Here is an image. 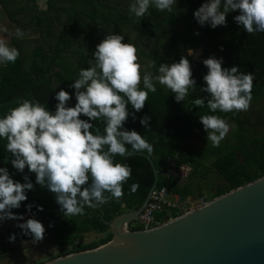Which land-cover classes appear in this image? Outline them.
<instances>
[{
    "label": "trees",
    "instance_id": "obj_1",
    "mask_svg": "<svg viewBox=\"0 0 264 264\" xmlns=\"http://www.w3.org/2000/svg\"><path fill=\"white\" fill-rule=\"evenodd\" d=\"M203 2L179 0L177 4L183 6V11L177 10V5L173 13L150 7L144 17L136 18L128 11L130 0H47V11L38 8L37 0H0V12L13 26L12 45L20 53L15 63L0 66V116L9 108L16 107L21 98L35 99L54 111L57 103L53 99L55 92L63 88L72 95L74 90L69 85L78 78L81 68L89 66L88 60L93 59L96 45L107 33L121 34L124 38L131 35L133 39L123 40L122 43L137 47L138 59L144 70L155 75L159 64L179 62L184 56L189 60L196 80V88L190 90L185 100L179 103L170 90L157 83V91L149 93L144 108L136 113V121L129 118L124 125L153 145L151 155H142L147 156L155 167L157 189L167 186L171 196H178L180 200L202 198L203 193L209 190L203 199L208 202L261 178L264 176V109L261 103L264 99V32L247 34L236 23L235 27L231 25L225 32L218 26L215 29L208 25L200 27L193 12ZM183 19L188 22L180 36L174 28ZM17 28L23 31L22 38L16 37ZM215 33L224 37L218 40ZM29 35L31 39H28ZM210 43L218 44V47H212ZM164 44L168 46L165 55L161 52ZM200 47L204 49L205 59L222 57V68L236 65L241 73L253 74L252 101L246 112L210 113L206 104L199 108L191 103L207 95L200 90L205 86L202 78L207 73L202 64L204 59L193 63L186 54L189 49ZM74 104L73 96L69 106ZM205 114H215L235 124L230 137L220 142L218 147H212L202 139L206 132L199 116ZM145 115L151 117L147 130L139 123ZM93 126H98L101 131L103 129L99 121L93 122ZM196 136L199 149L193 143ZM203 143L205 146H202ZM5 144L6 141L0 140V167L8 169L14 182L24 183L23 176L27 175L34 185L33 190L26 193L27 199L21 202L20 208L12 210L13 214L23 217L30 214L44 226L43 240L46 243L71 248L70 252L52 259L91 250L109 242L112 239L109 228L112 219L121 213L136 210L153 184L154 174L145 157L140 154L117 156V162L126 163L132 169L131 177L123 185L124 195L120 200H110L95 209L85 208L83 216L64 217L55 203V194L35 184L34 173L28 172L27 168L19 173L10 162L4 163L5 158L9 161L13 158L4 150ZM168 157H176L179 163L191 166V175L186 181L178 182L173 177L166 181L162 177ZM210 175H214L221 184L212 185ZM133 183L139 185L134 193L130 191ZM28 204L32 205L30 211L26 210ZM36 205L42 206L43 211H37ZM166 213L156 214L153 227L162 224V217H166L165 223L169 217L180 216L175 212L167 217ZM131 229L142 230L138 224L131 225ZM88 233L103 237L96 242L80 244ZM10 234L16 237L11 243L8 240ZM31 240V236H25L18 227L0 228V259L16 252V244Z\"/></svg>",
    "mask_w": 264,
    "mask_h": 264
},
{
    "label": "clouds",
    "instance_id": "obj_2",
    "mask_svg": "<svg viewBox=\"0 0 264 264\" xmlns=\"http://www.w3.org/2000/svg\"><path fill=\"white\" fill-rule=\"evenodd\" d=\"M177 3L178 0H130L128 11L136 18L144 17L150 7L173 13ZM37 6L47 11V0H37ZM233 12L239 13L233 20L247 34L264 32V0H204L193 17L200 27L215 29L225 26L226 16ZM6 31L0 27V32ZM15 35L22 38L24 33L17 28ZM123 40L121 34L107 33L96 45L89 66L81 68L78 78L69 85L74 90L72 95L63 88L55 92L54 111L35 99L21 98L16 107L0 116V140L6 141L4 150L13 157L10 161L5 158L4 163L10 162L19 173L25 168L34 173L35 184L55 194V203L64 217L83 216L85 208L95 209L110 200L118 202L124 195L123 185L132 169L115 158L153 152V145L144 136L124 125L129 118L136 121V113L144 108L149 93L157 91V83L170 90L177 103L196 88L192 66L184 56L179 62L159 64L154 75L142 68L137 47ZM19 55L17 48L0 38V66L15 63ZM187 55L193 56L191 49ZM223 63L222 57L215 56L202 61L207 73L200 90L207 95L191 103L199 108L206 104L210 113L246 112L252 101L254 76L241 73L236 65L222 68ZM73 96L75 104L69 106ZM150 119L145 115L139 123L147 130ZM96 121L103 124L102 131L98 126L93 128ZM199 122L212 147H218L230 129L229 123L215 114L199 116ZM23 180L24 183L14 182L8 169L0 167V222L24 220L25 216L12 212L20 208L26 193L34 188L27 175ZM138 187L133 183L130 191L134 193ZM31 208V204L26 205V210ZM36 209L43 211L40 205ZM16 227L31 236L33 243L44 238L45 228L34 218ZM15 238L10 234L8 240L11 243Z\"/></svg>",
    "mask_w": 264,
    "mask_h": 264
},
{
    "label": "water",
    "instance_id": "obj_3",
    "mask_svg": "<svg viewBox=\"0 0 264 264\" xmlns=\"http://www.w3.org/2000/svg\"><path fill=\"white\" fill-rule=\"evenodd\" d=\"M140 155L149 161L153 184L136 210L109 223L112 239L43 264H264V176L165 223L134 231L131 225L158 182L152 161ZM31 218L26 215L22 223Z\"/></svg>",
    "mask_w": 264,
    "mask_h": 264
},
{
    "label": "rangeland",
    "instance_id": "obj_4",
    "mask_svg": "<svg viewBox=\"0 0 264 264\" xmlns=\"http://www.w3.org/2000/svg\"><path fill=\"white\" fill-rule=\"evenodd\" d=\"M179 1V0H178ZM0 27L6 28L7 31L6 32H0V38H3L6 40V42L8 43L9 46L13 47L12 45V35H13V26L11 25V23L9 22V20L7 19V17L0 12ZM177 31H179L180 27H176L174 28ZM28 39H31L30 37H32L31 35L28 36ZM34 37H37V35H35ZM128 39H133L132 36H126V38H124V40H128ZM162 53L163 55H165L168 52V46L166 44H164L162 47ZM201 56V55H199ZM194 60H201L200 57L197 58V53L193 54V56H191ZM263 109H264V104L262 105ZM264 131V128H262ZM203 141H206V135H204L202 137ZM193 143L197 146V136L196 139L193 141ZM211 143V142H208ZM210 182L212 185L214 184H221V182L219 180H217V178L214 175H210L209 176ZM209 190H206L203 193V197L202 198H187L185 199V202L189 203L191 205V207L196 206V201L198 200H205V195L206 193H208ZM193 210V209H191ZM168 220H166L167 222ZM22 223L21 220L19 221H14L11 220L8 223H3L0 222V228H4V227H10V228H16V225ZM101 237H103V235H97L95 233H88L86 235H84V238L80 241V244H89L92 242H96L98 241ZM17 250L16 252H14L10 257L4 258V259H0V264H36V263H45L50 261L52 258H54L55 256L58 255H63L66 254L68 252H70L71 248H67V247H59V246H55L52 244H48L46 243L44 240L38 241L33 243L32 240L31 241H26V242H22L19 244H16Z\"/></svg>",
    "mask_w": 264,
    "mask_h": 264
},
{
    "label": "built area",
    "instance_id": "obj_5",
    "mask_svg": "<svg viewBox=\"0 0 264 264\" xmlns=\"http://www.w3.org/2000/svg\"><path fill=\"white\" fill-rule=\"evenodd\" d=\"M191 171L192 168L188 164L179 163L176 157H168L165 161L162 177L166 181L173 177L178 182H182L190 177ZM171 197L167 186H162L158 189L156 187L151 192L144 209L136 218V224H138L142 230H146L155 225V216L162 211H167L170 215L175 212L183 215L192 211L191 209L194 210L206 203L203 199L198 200L196 201L197 205L191 207L189 203L180 200L178 196H173V199H171ZM171 219L173 218L169 217L168 221Z\"/></svg>",
    "mask_w": 264,
    "mask_h": 264
},
{
    "label": "crops",
    "instance_id": "obj_6",
    "mask_svg": "<svg viewBox=\"0 0 264 264\" xmlns=\"http://www.w3.org/2000/svg\"><path fill=\"white\" fill-rule=\"evenodd\" d=\"M178 8V9H177ZM177 10H180V11H183L184 9H183V6L181 5V4H177ZM235 16V14H234V12L233 13H230V14H228L227 16H226V25L225 26H218V29H223L224 30V32L226 31V30H228L229 29V26H231V25H233V27H235V22H234V20H233V17ZM188 22V20H181L180 22H179V24H178V27H180V28H182V29H180L179 31H178V34L180 35V36H182L183 35V33H184V31H183V29H184V26H185V24ZM189 24H191V22L189 21ZM229 34V33H228ZM228 34H226V36H228ZM215 35L216 36H218L217 37V39L218 40H221V38L222 37H224L222 34H219V33H215ZM210 45L213 47V46H216V47H218V44H215V43H210ZM192 50V52H193V54H195V53H198V55H197V58L198 57H200L201 59H205V57H206V55H205V52H204V49L202 48V47H200V48H198V49H191ZM187 52L188 51H186V54H187ZM199 55H201V56H199ZM187 57L191 60V62H193V63H196V62H198V61H200V60H194L191 56H188L187 55ZM261 103L262 104H264V99L261 101ZM262 115H263V113H261ZM229 125H230V129H229V132H228V134L225 136V138L221 141V142H225V140L228 138V137H230V135L232 134V131H233V128H235V124L234 123H229ZM206 143H208L207 141H206ZM209 145H211V143H208ZM202 146H205V144L203 143V145ZM201 146V147H202ZM197 147V149H199V146H196ZM174 197L172 196L171 197V199H173ZM182 201H184L185 202V200H182ZM159 214V213H158ZM166 216L168 217V216H170V214L167 212L166 213ZM166 218V217H165ZM164 217H162L161 219H160V222H162V223H164V219H165ZM15 221V220H14ZM134 224H136V223H134ZM133 224V225H134ZM5 228V227H4Z\"/></svg>",
    "mask_w": 264,
    "mask_h": 264
}]
</instances>
